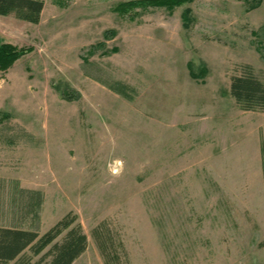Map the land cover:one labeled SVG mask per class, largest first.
Instances as JSON below:
<instances>
[{
  "label": "rangeland",
  "instance_id": "obj_1",
  "mask_svg": "<svg viewBox=\"0 0 264 264\" xmlns=\"http://www.w3.org/2000/svg\"><path fill=\"white\" fill-rule=\"evenodd\" d=\"M123 1L0 15V42L32 48L0 70V224L41 234L72 211L71 264H104L99 225L123 264H264V110L229 94L245 65L264 81V1Z\"/></svg>",
  "mask_w": 264,
  "mask_h": 264
},
{
  "label": "trees",
  "instance_id": "obj_2",
  "mask_svg": "<svg viewBox=\"0 0 264 264\" xmlns=\"http://www.w3.org/2000/svg\"><path fill=\"white\" fill-rule=\"evenodd\" d=\"M189 1L191 0H127L115 4L113 9L121 15L150 5L172 11L174 7ZM243 1L248 5L247 8H253L264 0ZM42 8V0H0L1 16L13 15L30 23H38ZM189 11L185 8L182 12L184 26L190 22ZM31 49L0 42V70L9 68ZM229 94L242 110H264V81L254 75L250 66H243L239 73L230 77ZM102 227L103 225L95 227L92 235L104 264H123L117 251L118 247L123 246L122 243L115 245ZM86 246V234L72 211H68L41 234L32 229L0 225V264H71L85 251ZM36 256H39L38 259L33 260Z\"/></svg>",
  "mask_w": 264,
  "mask_h": 264
},
{
  "label": "crops",
  "instance_id": "obj_3",
  "mask_svg": "<svg viewBox=\"0 0 264 264\" xmlns=\"http://www.w3.org/2000/svg\"><path fill=\"white\" fill-rule=\"evenodd\" d=\"M1 225V224H0ZM5 226H13V225H5Z\"/></svg>",
  "mask_w": 264,
  "mask_h": 264
}]
</instances>
